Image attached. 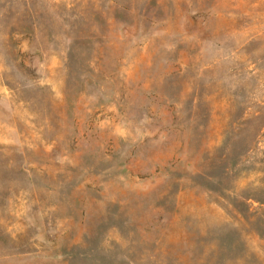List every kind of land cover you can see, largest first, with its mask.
Returning <instances> with one entry per match:
<instances>
[{
    "label": "rangeland",
    "instance_id": "obj_1",
    "mask_svg": "<svg viewBox=\"0 0 264 264\" xmlns=\"http://www.w3.org/2000/svg\"><path fill=\"white\" fill-rule=\"evenodd\" d=\"M0 264H264V0H0Z\"/></svg>",
    "mask_w": 264,
    "mask_h": 264
}]
</instances>
